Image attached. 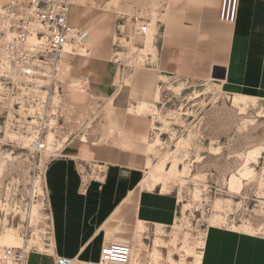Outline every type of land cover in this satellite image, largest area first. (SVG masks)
<instances>
[{
    "label": "rangeland",
    "instance_id": "rangeland-1",
    "mask_svg": "<svg viewBox=\"0 0 264 264\" xmlns=\"http://www.w3.org/2000/svg\"><path fill=\"white\" fill-rule=\"evenodd\" d=\"M164 1L75 0L71 22L90 35L69 45L50 106L45 78L29 83L16 76L10 88L0 82V239L15 236L12 243L0 240V264H19L2 258L7 247L49 248L43 191L49 161L71 142L120 144L128 115L144 126L137 132L144 146L140 188L151 212H141L133 238L117 239L131 246L127 264H201L210 228L264 236V100L228 92L201 57L162 52L155 23ZM104 14L117 22L107 57L116 65L117 84L132 89L145 67L162 72L146 102L130 97L120 106L90 90L83 80L90 73L72 71L81 57L105 60L92 44L95 32L107 33L97 43L108 37V31L93 32L98 20V26L106 22ZM126 19L138 28L127 36ZM44 117L51 123L42 136ZM86 150L85 144L82 157Z\"/></svg>",
    "mask_w": 264,
    "mask_h": 264
},
{
    "label": "crops",
    "instance_id": "crops-1",
    "mask_svg": "<svg viewBox=\"0 0 264 264\" xmlns=\"http://www.w3.org/2000/svg\"><path fill=\"white\" fill-rule=\"evenodd\" d=\"M223 6L224 0H165L155 23L160 50L167 55L201 57L210 74L214 66L224 67V78L216 80L228 92L264 100V0H239L235 22L221 20ZM106 17L104 25L98 26L102 22L97 21L93 32L99 28L108 31V37L97 43L99 35L107 34L98 31L92 40L93 50L105 60L90 63L81 57L71 65L72 71L77 76L90 73V90L105 99H117L120 106L130 97L146 102L162 72L156 66L145 67L139 70L132 89L117 84L116 65L107 58L117 22ZM135 24L133 19L125 20L121 25L125 36L138 31ZM140 121L125 117L121 126L127 129L120 144L71 142L49 161L44 182L51 242L45 251L30 250L24 264H59L63 259L68 264H94L105 245L134 237L141 212H151L140 188L144 170L139 163L144 148L137 134L144 129ZM85 144L88 150L82 157ZM201 264H264V236L210 228Z\"/></svg>",
    "mask_w": 264,
    "mask_h": 264
},
{
    "label": "built area",
    "instance_id": "built-area-1",
    "mask_svg": "<svg viewBox=\"0 0 264 264\" xmlns=\"http://www.w3.org/2000/svg\"><path fill=\"white\" fill-rule=\"evenodd\" d=\"M75 0H8L0 5V82L7 85L16 76L29 83L40 77L47 80L44 102H54L59 65L66 55L68 44H82L90 34L86 28L73 25L71 12ZM239 0H224L221 20L235 22ZM142 33L149 25L143 23ZM13 79V80H12ZM85 83L89 76H84ZM57 115V114H54ZM39 134H46L51 120L42 118ZM43 191L47 195L44 183ZM48 198V196H47ZM28 251L24 247H7L4 256L24 264ZM131 246L115 241L101 250V264H127Z\"/></svg>",
    "mask_w": 264,
    "mask_h": 264
},
{
    "label": "water",
    "instance_id": "water-1",
    "mask_svg": "<svg viewBox=\"0 0 264 264\" xmlns=\"http://www.w3.org/2000/svg\"><path fill=\"white\" fill-rule=\"evenodd\" d=\"M214 79H223L225 76V68L221 66H214L211 74ZM69 260L63 259L59 264H68Z\"/></svg>",
    "mask_w": 264,
    "mask_h": 264
},
{
    "label": "bare ground",
    "instance_id": "bare-ground-1",
    "mask_svg": "<svg viewBox=\"0 0 264 264\" xmlns=\"http://www.w3.org/2000/svg\"><path fill=\"white\" fill-rule=\"evenodd\" d=\"M6 1H8V0H6ZM6 1H4V2H6ZM4 2H1L0 3V5L2 4V3H4ZM89 30V29H88ZM90 31V30H89ZM90 35V34H89ZM89 37V36H88ZM69 45H71V44H68L67 46H66V53H67V49H68V47H69ZM61 64V63H60ZM60 66V65H59ZM212 77V76H211ZM0 240H3V242H7V243H12L13 241H15V236H14V234L12 233V232H8L3 238H1ZM12 247V246H11ZM4 260H6V261H8V262H12V260H10V259H7V258H5V256H4V254H3V257H2Z\"/></svg>",
    "mask_w": 264,
    "mask_h": 264
}]
</instances>
